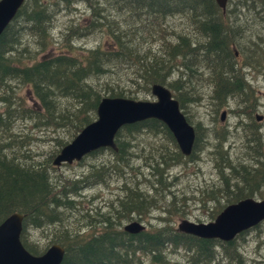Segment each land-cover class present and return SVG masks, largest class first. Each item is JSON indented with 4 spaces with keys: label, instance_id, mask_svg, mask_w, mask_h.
<instances>
[{
    "label": "trees",
    "instance_id": "trees-1",
    "mask_svg": "<svg viewBox=\"0 0 264 264\" xmlns=\"http://www.w3.org/2000/svg\"><path fill=\"white\" fill-rule=\"evenodd\" d=\"M73 1H86L90 15L85 21L70 22L56 43L52 41L51 30L53 9L59 5L58 1L26 0L0 35V223L12 213L23 214L21 240L26 249L39 255L48 244L59 243L65 248L61 264H246L239 242L246 231L230 241H221L184 233L171 223L137 234L123 230L121 221L131 211L141 214L149 203H156L152 198L156 196L155 192L137 191V182L134 183L136 189L130 190L123 202L110 213H98V209L91 210L92 206L84 209L82 203L71 198L78 189L57 188L45 164L23 162L27 154L35 152L29 146L35 138L25 131L15 133L16 123L28 119L36 127L54 132L63 127L74 138L96 118L97 106L104 95L136 99L134 94L139 91L148 93L154 83L165 84L174 91V97L183 109L184 97L177 83L167 76L171 72L168 66L173 65L178 48L184 45L193 47L192 31L201 28L208 34H205L203 45L206 43L218 54L226 52L227 46L226 59L234 57L231 44L226 42L223 34V22L229 21L228 7L233 2L227 4L223 12L215 0H66L68 4ZM174 16L182 19L180 29L167 22ZM93 34H99L101 42L91 47L75 44L76 40ZM120 71L125 72L114 77ZM11 80H17L21 86H11ZM226 84L230 86L229 82ZM21 88H26L24 95L19 93ZM27 93L33 98L29 104ZM13 108L19 110L15 120L8 119ZM144 130L156 142H147L137 151L138 154L131 152L125 157L131 142ZM62 138L65 137L60 140ZM258 140L261 138L251 142ZM115 142L119 149L112 150L116 160L113 167H116V177L122 185L127 180H135L136 173L129 175V169H133L134 161L140 159L142 163L148 161L152 170L149 175L155 180L151 179L150 189L161 190L159 194L172 185L164 175L171 166L168 153L164 155L165 151L159 148H174L176 163L189 162L193 157L184 156L166 125L154 118L123 126L117 132ZM132 147L138 148V144ZM10 149L13 150L9 152ZM147 150L148 154L145 153ZM246 151L251 155L252 146H247ZM153 157L156 158L155 164L152 163ZM52 168L58 169L53 164ZM95 168L102 170L104 167ZM240 170L247 187H238L236 192L229 188L220 192V197L228 199L220 209L228 203L253 196L264 184V180L255 182V167L242 164ZM139 173L142 174L140 169ZM89 177L95 185L101 182L108 185L111 181L109 176H96L92 172ZM75 209L84 211L83 217L92 215L89 224L92 229H82L83 218L69 222L71 211ZM94 216H100V219ZM96 221H101L102 226L98 229ZM56 222L61 228L55 232L54 239L48 238L46 230H40L48 240L45 245L36 237L33 241L29 239L27 229L30 226H37L36 230L46 223ZM173 246H182L187 256L176 261L170 252L175 250ZM217 247L220 252L215 250ZM255 264H264V259L255 260Z\"/></svg>",
    "mask_w": 264,
    "mask_h": 264
},
{
    "label": "rangeland",
    "instance_id": "rangeland-1",
    "mask_svg": "<svg viewBox=\"0 0 264 264\" xmlns=\"http://www.w3.org/2000/svg\"><path fill=\"white\" fill-rule=\"evenodd\" d=\"M42 1L45 3H55L58 1L59 4L53 9L55 11L53 17L54 24L51 30L53 33V43H56V40L61 38V34L65 33L64 29H67V25L70 22L85 21L87 16L90 15L89 6L86 1H73L69 4L66 0ZM231 5L228 7V10L230 9L229 21L223 25V34H225L228 44L242 41V64H240V61L237 62L234 59L235 57L230 58L228 56L229 58L226 59V55H228L227 46V53L221 52L218 54L210 50L206 43L203 45L206 38L205 34H208L201 28L200 31H192L191 43L193 47L184 45L178 48L180 50H177L175 53V60L172 62L173 65L171 68L168 66L171 72L167 76L177 83V87L183 94L185 106L181 109L190 123L195 126L197 137L193 153L191 154L193 157L191 161H185L187 163L182 161L176 163L177 157L173 150L174 148H159L165 151L164 155L168 153V160L171 164L165 170L164 175L172 185L166 188L164 193L159 194L161 190L157 189L154 191L155 189H150L151 179L155 182L154 177L149 175L152 173V170L147 165L148 161L142 163L140 159H136L133 163V169H129V175L136 173L135 180L133 182L127 180L126 184L122 185L120 179L116 177V167H113V165H116V160L112 154L113 149L111 148L100 149L98 152L87 155L85 159L83 158L77 163L69 164V166L61 165L55 171L52 168L53 159L63 147L62 145L72 140L73 134L71 136L67 134L66 129L63 127H59L58 132L36 127L28 119L18 121L16 123L18 127L15 131V133L25 131L31 137L35 138L29 145L35 152L27 154V157L23 158L26 159L23 162L45 164L57 188L64 186L67 187L68 191L73 188L78 189L77 194L71 197L72 200H75L77 203H82L84 209L92 206L91 210L98 209V213H110L116 205L123 202L130 190L134 191L136 189L134 187V183L136 184V182L139 187L137 191L150 190L153 193L155 192L154 195L156 196L152 198L155 199L156 203H149V206L146 207L147 209L141 211L144 212L141 214L131 211L121 221L123 230L124 226L132 221L142 222L147 226V229H155L159 228V226L166 227L170 223L176 227L181 219L204 223L212 221L229 204H226L220 209L221 204H224L228 200L226 197H220V192H223L226 188L236 192L238 187L239 189L247 187L245 186V181L240 170L242 164L251 165V167L257 169V179L255 182L264 180V134L258 142H251V140L257 139L261 133L260 131L258 133V129L253 127L244 115H242V125L237 123L239 121V115L236 113L228 112L225 120H220L222 110H230L232 108L234 110L236 107V104L231 103L229 105L226 103L232 97H234L233 100L236 103L238 98L242 97V100L247 105L252 104L254 98H256L264 107V78L257 71L258 67L262 65V62L264 63V55L261 56V54H264V34H262L264 33V3L262 0H234ZM235 5H237L236 8H234ZM181 20L179 16H174L169 18L167 22L170 25L177 26V29H180ZM29 38L32 39L27 36V39ZM100 38L101 36L99 34H93L76 40L75 44L77 46L83 45L91 47L101 42ZM124 72L120 71L114 77H118ZM228 82L230 86L226 84ZM10 84L11 86H14V84L21 86V84L17 83V80H11ZM236 85L238 88H236ZM170 91L174 96L175 92L171 89ZM19 93L20 95H24L26 88L19 89ZM134 96L136 99L141 100L155 99L150 91L148 93L139 91ZM27 101L29 104L33 101V98L30 97ZM260 109L264 113V108ZM18 116L19 110L13 108L9 112L8 119L15 120ZM245 132H248L246 139L244 137ZM56 136L59 138H55ZM62 136L65 138L60 140ZM62 141L65 142L60 145ZM147 142H156V140H154V137L149 136L148 133H145L144 130L131 142V145L125 152V157L131 155V152L138 154L137 151L142 149L143 145H146ZM136 144H138V148L132 147ZM254 144L257 147L255 146L253 149ZM247 146H252L251 155L246 151ZM12 150L10 149L9 152ZM148 152L147 150L145 153L148 154ZM155 159L153 157L152 163L154 164L156 163ZM19 160H22V158ZM99 166L104 168L102 170L101 168L93 169V167ZM135 166H139V168L137 169ZM139 169L142 174L139 173ZM126 170L128 171V168ZM91 172L96 176H109L111 179L110 183L108 185L104 182L98 183V185L93 184L92 178L89 177ZM239 173L241 175H238ZM70 180L80 181L75 183L67 182ZM59 196L61 197L62 195ZM246 197L264 198V184L253 196ZM216 211L218 212L213 216ZM83 214L85 212L81 209L71 211L69 222L71 223L83 218L82 229H92L93 226L89 225L92 215L90 217H83ZM94 217L97 220L100 219V216ZM60 226L61 224L58 222L53 224L46 223L44 227H38L39 229L36 230L35 228L37 226H30L27 229V235L31 241L36 237L45 245L48 240L40 230H46L48 238L54 239L53 236L57 230H60ZM100 226H102L101 221H96V229ZM239 242L242 243L241 249L246 264H255V260L264 259V221L257 227L247 230L242 236V239H239ZM51 244L53 243L48 245L50 246ZM174 249V251L170 250V252H172L171 256L176 261H181L184 259L183 257L187 256L182 246L174 247ZM215 250L220 252L221 249L217 247Z\"/></svg>",
    "mask_w": 264,
    "mask_h": 264
},
{
    "label": "water",
    "instance_id": "water-1",
    "mask_svg": "<svg viewBox=\"0 0 264 264\" xmlns=\"http://www.w3.org/2000/svg\"><path fill=\"white\" fill-rule=\"evenodd\" d=\"M25 0H0V35L14 18ZM223 11L226 0H215ZM153 100H140L120 96H104L96 109V118L88 123L53 159L59 167L72 164L101 147L115 148L117 132L127 124L154 118L166 125L172 133L180 152L187 156L194 142V127L188 123L179 101L168 87L154 83L151 86ZM24 215L18 212L8 215L0 223V264H61L65 249L58 243L51 244L39 255L29 252L21 241ZM264 221V198L245 197L225 206L209 222L182 219L177 229L200 238L230 241L239 233ZM144 226L129 222L124 230L137 233Z\"/></svg>",
    "mask_w": 264,
    "mask_h": 264
},
{
    "label": "flooded vegetation",
    "instance_id": "flooded-vegetation-1",
    "mask_svg": "<svg viewBox=\"0 0 264 264\" xmlns=\"http://www.w3.org/2000/svg\"><path fill=\"white\" fill-rule=\"evenodd\" d=\"M233 1L234 0H226V4H231ZM226 23L227 22H223V24H226ZM262 34H264V33H262ZM241 39H242V34H241ZM231 48L233 49V52H234V57H235L234 59L237 62L240 61V64H242V41L239 43H236V42L232 43ZM239 49H240V51H239ZM263 55L264 54H261V56H263ZM257 71H259L260 74L264 78V63L263 62H262V65L260 67H258ZM241 86H242V84H241ZM242 88H243V86H242ZM233 98L234 97H232L231 100L226 101V103H228L229 105H231V103H233L234 105L236 104V107L234 108V110H232L233 108L230 110H222V112L220 113V120L224 121L228 112L236 113L239 115V121L237 123H240L242 125V115H244V117L248 118V120L251 122V125L258 129V133L260 131L261 135L259 137L262 138V136L264 134V131H263L264 130V128H263V126H264V113L261 112V109H260V108H264L262 103L260 101H258L256 98H254L253 103L252 104L250 103V105H247L244 103V100H242V97L238 98L237 103L234 102ZM237 106H238V108H237ZM241 129H242V126H241ZM247 134H248V132H245V136H244L245 139H246ZM241 137H242V131H241Z\"/></svg>",
    "mask_w": 264,
    "mask_h": 264
},
{
    "label": "bare ground",
    "instance_id": "bare-ground-1",
    "mask_svg": "<svg viewBox=\"0 0 264 264\" xmlns=\"http://www.w3.org/2000/svg\"><path fill=\"white\" fill-rule=\"evenodd\" d=\"M262 8V7H261ZM245 22V21H244ZM238 25V24H237ZM2 34V33H1ZM203 35V34H202ZM200 42V41H199ZM245 51V50H244ZM204 64V63H203ZM221 69V68H220ZM195 70V69H194ZM215 73V72H214ZM188 79V78H187ZM215 80V79H214ZM230 80V79H229ZM183 84V83H182ZM164 85V84H163ZM186 86V85H185ZM184 87V86H183ZM208 87V86H207ZM192 91V90H191ZM195 92V91H194ZM183 95V94H182ZM188 95V94H187ZM215 98V97H214ZM215 102V101H214ZM218 104V103H217ZM185 117H186V119L188 120V118H187V116L185 115ZM188 123L190 124V125H192L191 123H190V121L188 120ZM128 125V124H127ZM193 127H194V132H195V136H194V142H193V146H192V150H191V153L189 154V155H191L192 154V152H193V148H194V145H195V141H196V137H197V131H196V128H195V126L194 125H192ZM216 126V125H215ZM228 127V126H227ZM206 128V127H205ZM205 130V129H204ZM208 131V130H207ZM252 132V131H251ZM208 134V133H207ZM207 136V135H206ZM213 136V135H212ZM214 137V136H213ZM229 138V137H228ZM216 145H218V144H216ZM203 146V145H202ZM219 146V145H218ZM103 148H110V147H101V148H98V149H96V150H93L92 152H90V153H88V155L89 154H91V153H93V152H95V151H97V150H100V149H103ZM111 149H113V150H118L119 149V147H118V144H117V142H115V148H111ZM219 150V149H218ZM230 153H231V151H230ZM37 155V154H36ZM189 155H187V156H189ZM86 156V155H85ZM84 156V157H85ZM214 158V157H213ZM263 160V159H262ZM236 163V162H235ZM238 163V162H237ZM165 168V167H164ZM167 178V177H166ZM116 182V181H115ZM148 182V181H147ZM110 188V187H109ZM254 198V197H253ZM18 213H20V212H18ZM23 219H24V217H23ZM128 220V219H127ZM138 223H140V224H142L143 226H144V229L143 230H146L147 229V226L145 225V224H143L142 222H140V221H137ZM98 223V222H97ZM204 223V222H203ZM122 224V223H121ZM22 226H23V222H22ZM160 227V226H159ZM143 230H141V231H143ZM140 231V232H141ZM137 233H139V232H137ZM137 233H131V234H137ZM209 239H211V238H209ZM224 241V240H223ZM59 244V243H58ZM65 249V248H64ZM180 260V259H179Z\"/></svg>",
    "mask_w": 264,
    "mask_h": 264
}]
</instances>
